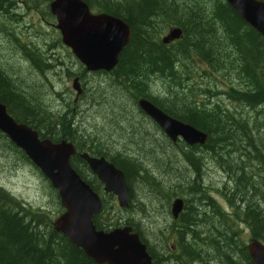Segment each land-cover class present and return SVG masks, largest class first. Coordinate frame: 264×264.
I'll return each instance as SVG.
<instances>
[{
  "label": "trees",
  "instance_id": "1",
  "mask_svg": "<svg viewBox=\"0 0 264 264\" xmlns=\"http://www.w3.org/2000/svg\"><path fill=\"white\" fill-rule=\"evenodd\" d=\"M49 1L20 2L54 17ZM85 1L91 9L120 16L130 26L129 41L115 67L91 71L104 73L105 78L102 84L96 83L94 94L85 88L88 107L96 105L108 120L89 130L77 122L86 108H77L79 104L70 98L71 103L53 109L31 90L17 85L15 76L1 65L0 101L9 114L36 128L41 137L71 140L76 149L104 155L122 169L130 191L129 205L124 208L133 205V184L137 182L148 196L183 197V208L168 229L174 243L166 241L162 229L160 234L155 231L157 240L151 242L140 221L132 217L122 220V215L116 218L114 213L120 207L112 193H104L102 208L93 215L97 228L131 224L154 264H255L241 233L246 224L252 237L264 241V36L226 0ZM18 3L0 0L13 12L8 15L4 13L7 9L0 8V22L6 24L0 31L18 42L22 55L43 73L51 66L49 57L10 24ZM169 25L180 26L182 34L164 43L161 32ZM204 72L205 77L217 73L221 82L202 83L197 86L199 91L191 92L187 86L190 75ZM157 81L161 86L153 90L152 82ZM103 87L106 94L101 93ZM219 94L229 103L221 102ZM97 96L103 98L101 102ZM139 97L149 98L168 114L205 131L206 141H172L138 106ZM157 137L171 150L159 149ZM1 146L33 163L2 131ZM78 156H71L72 166L97 191L95 175L90 176L86 161ZM210 162L223 173L219 185L206 183L204 167ZM158 164L165 176H158ZM49 185L57 199L52 208L32 206L0 185V264H107L96 262L54 228L50 213L55 208L57 215L63 207L57 189ZM210 190L221 194L229 208L220 205ZM169 200L161 203V212L167 210ZM139 208L147 209L143 203Z\"/></svg>",
  "mask_w": 264,
  "mask_h": 264
},
{
  "label": "water",
  "instance_id": "2",
  "mask_svg": "<svg viewBox=\"0 0 264 264\" xmlns=\"http://www.w3.org/2000/svg\"><path fill=\"white\" fill-rule=\"evenodd\" d=\"M226 1L264 36L263 0ZM49 9L56 18L55 26L62 42L85 64L86 69L111 70L115 67L119 53L130 38V26L123 18L105 11L93 12L85 0H50ZM181 33L179 26H172L161 35V40L167 43L180 37ZM72 86L76 88V94L81 92L76 76ZM137 103L172 140L181 138L189 144L206 141L205 131L168 114L147 97H139ZM0 131L25 152L57 189L63 210L52 219L55 229L98 263L154 264L146 243L131 224L108 230L96 227L92 218L102 208L101 196L72 166L70 157L76 152L72 141L39 137L36 129L16 121L1 101ZM80 156L103 183L104 191L114 194L118 204L127 207L129 186L123 170L103 155L82 151ZM183 204V197L173 198V217L178 216ZM246 247L255 264H264V241L253 237L246 242Z\"/></svg>",
  "mask_w": 264,
  "mask_h": 264
},
{
  "label": "rangeland",
  "instance_id": "3",
  "mask_svg": "<svg viewBox=\"0 0 264 264\" xmlns=\"http://www.w3.org/2000/svg\"><path fill=\"white\" fill-rule=\"evenodd\" d=\"M18 1L19 3L15 9L16 13H14V18H11L10 24L21 29L25 33L23 37L24 40L31 41V43L38 45L39 48L40 46L42 47L45 55L49 57L48 61L51 63V66L45 68L43 73L36 70V68L31 66L29 59L22 55L19 49V43L9 40L3 31H0V65L4 67L10 75L15 76L14 79L17 85L31 90L39 99L41 98L55 110L61 109L66 106L67 103H71L72 101L70 98L73 100L77 98L75 102H77L79 106L76 107L80 109L86 108L83 111L85 114H80L77 117V122L82 126L88 127L89 130L97 125L99 126L105 123L106 120H108V115H106L104 111L97 109L96 105L90 104L88 107L90 100L85 92V88H87V93L89 92L90 95L94 94L96 83L98 81L101 83L105 78L104 73L93 74L92 72H88L87 75L84 74L83 78L80 80L81 83H79L82 91L76 96V88L72 86V81L75 75L83 71L84 66L70 48L61 41L59 30L55 26V17L43 13L41 10L29 8L25 3L22 4L20 2L21 0ZM94 11L96 10L94 9ZM11 13L13 12L10 10V14ZM0 26L4 27L6 24L0 22ZM172 26L173 25H169L166 27L161 32V35L166 33ZM201 67L207 69L206 65L203 63ZM214 74L216 76L212 74L206 75L205 77V72L199 74L193 73L187 80V86H189L190 91L193 92L194 89L199 91L197 86H200L202 83H220L221 77L217 73ZM152 84L153 90H157L159 86H161V83L158 81L152 82ZM107 92L108 90H106L105 87L101 89V93L106 94ZM217 96L221 102L229 103L225 95L219 94ZM102 99L103 98H99L98 102L100 100L102 101ZM97 112H100L101 115H98ZM154 134L157 136L156 133ZM162 138L165 141L164 136ZM155 144L159 149L166 152L167 149L171 150L169 147H165L158 137ZM170 157H172V155ZM148 158L157 162V158L153 159L149 156ZM178 159L181 160L179 157ZM159 160L161 159L159 158ZM212 165L213 164L210 162V164L207 163L204 167L206 183L210 186L219 185L223 179V173L217 169H213ZM158 168V176H165L161 174V171H163L162 164H158ZM154 169H156V165H154ZM48 181L49 180L44 174H41L40 170L33 163L22 157L20 153H16L5 146L0 147V185L14 193L17 197L30 203L32 206L52 208L57 199ZM151 193L153 194V192ZM209 193L214 196L215 200L220 205L229 208L225 198L221 194L213 190H210ZM148 194V191L145 190L144 186L140 185L139 182L133 184V205L128 209L120 208L114 213L115 217L117 218L122 215V220L132 217L140 221L141 225L146 226L143 228V232L151 242L157 240L155 231L162 229L165 233L166 241L168 243H174L173 236L168 233L169 224L174 220L171 214V202L174 197L169 200L159 193L150 196H148ZM164 200H169L166 206L167 210L161 212L160 207L162 202L165 203ZM115 202L117 204L116 200ZM141 203L147 208L145 211L140 210L139 207ZM55 210V208L52 209L50 213L52 219L56 216ZM242 227V238L247 242L252 236L246 224H242ZM158 234H160V231ZM175 250L176 248L173 246V253L176 252Z\"/></svg>",
  "mask_w": 264,
  "mask_h": 264
},
{
  "label": "flooded vegetation",
  "instance_id": "4",
  "mask_svg": "<svg viewBox=\"0 0 264 264\" xmlns=\"http://www.w3.org/2000/svg\"><path fill=\"white\" fill-rule=\"evenodd\" d=\"M87 75L88 74V71L87 70H84L83 69V71L80 73V74H77V75H75L79 80H81V78H83V75ZM74 76V77H75ZM79 80H78V83H81V81L79 82ZM77 100V98H75L74 99V101H76ZM16 119V118H15ZM16 121H18V122H24V123H26L25 121H19V120H17L16 119ZM27 124V123H26ZM34 128V127H33ZM34 129H36V128H34ZM37 130V129H36ZM38 131V130H37ZM179 139V138H178ZM77 151L75 152V153H78L79 154V156L78 157H81L80 156V152H82V151H87V150H81V149H76ZM88 152V151H87ZM75 153H73V154H75ZM88 153H90V152H88ZM90 154H92V153H90ZM92 155H95V156H101V155H97V154H92ZM104 156V155H103ZM105 157V156H104ZM82 158V157H81ZM108 159V158H107ZM109 160V159H108ZM82 164V163H81ZM82 166H83V164H82ZM88 170L89 171H91V173H90V176H92V175H95V177H96V181H98L97 182V184H95L94 186L98 189L97 190V192L101 195V200H102V197H103V195H104V190H103V184H102V182L98 179V177H97V175L95 174V173H93L92 172V170L88 167ZM108 193V192H107ZM129 194H130V191H129ZM113 196H114V194H112ZM120 208H124L123 206H120L119 204H117ZM128 205H129V195H128ZM180 214V213H179ZM179 214H178V216H179ZM178 216L177 217H173V219L175 220V219H177L178 218Z\"/></svg>",
  "mask_w": 264,
  "mask_h": 264
},
{
  "label": "bare ground",
  "instance_id": "5",
  "mask_svg": "<svg viewBox=\"0 0 264 264\" xmlns=\"http://www.w3.org/2000/svg\"><path fill=\"white\" fill-rule=\"evenodd\" d=\"M0 8L7 9L6 11L4 10V13L10 15V11H9L10 8H8V7L4 6V5H1V4H0Z\"/></svg>",
  "mask_w": 264,
  "mask_h": 264
}]
</instances>
